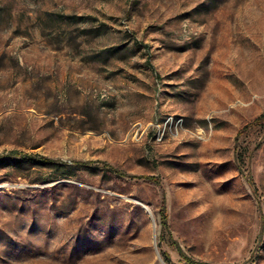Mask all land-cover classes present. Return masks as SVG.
I'll use <instances>...</instances> for the list:
<instances>
[{
    "label": "rangeland",
    "instance_id": "1",
    "mask_svg": "<svg viewBox=\"0 0 264 264\" xmlns=\"http://www.w3.org/2000/svg\"><path fill=\"white\" fill-rule=\"evenodd\" d=\"M263 115L264 0H0V264H264Z\"/></svg>",
    "mask_w": 264,
    "mask_h": 264
},
{
    "label": "trees",
    "instance_id": "2",
    "mask_svg": "<svg viewBox=\"0 0 264 264\" xmlns=\"http://www.w3.org/2000/svg\"><path fill=\"white\" fill-rule=\"evenodd\" d=\"M256 124H264V115L257 118L249 127H246L245 130L250 129L253 125H256ZM37 164H40L41 166H45L49 168L54 167L56 169H59L60 171H62L64 177L69 176V172L72 170V168L69 167L67 164H61V163L59 164V163H56V162H53L47 159H42L41 161L37 162ZM161 215L163 217V224L164 226H166V215L164 211L161 212Z\"/></svg>",
    "mask_w": 264,
    "mask_h": 264
},
{
    "label": "bare ground",
    "instance_id": "3",
    "mask_svg": "<svg viewBox=\"0 0 264 264\" xmlns=\"http://www.w3.org/2000/svg\"><path fill=\"white\" fill-rule=\"evenodd\" d=\"M149 213H150V215H153V213H152V212H150V211H149Z\"/></svg>",
    "mask_w": 264,
    "mask_h": 264
}]
</instances>
